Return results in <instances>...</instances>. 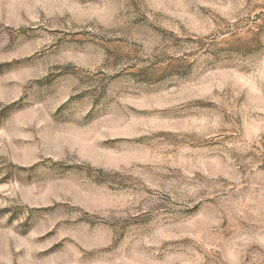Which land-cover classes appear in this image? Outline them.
Listing matches in <instances>:
<instances>
[{
    "label": "rangeland",
    "instance_id": "obj_1",
    "mask_svg": "<svg viewBox=\"0 0 264 264\" xmlns=\"http://www.w3.org/2000/svg\"><path fill=\"white\" fill-rule=\"evenodd\" d=\"M0 264H264V0H0Z\"/></svg>",
    "mask_w": 264,
    "mask_h": 264
}]
</instances>
